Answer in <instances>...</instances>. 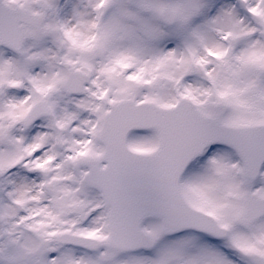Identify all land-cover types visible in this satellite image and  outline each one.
<instances>
[{
    "label": "snow or ice",
    "instance_id": "6c2138e0",
    "mask_svg": "<svg viewBox=\"0 0 264 264\" xmlns=\"http://www.w3.org/2000/svg\"><path fill=\"white\" fill-rule=\"evenodd\" d=\"M0 264H264V0H0Z\"/></svg>",
    "mask_w": 264,
    "mask_h": 264
}]
</instances>
